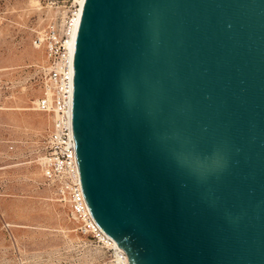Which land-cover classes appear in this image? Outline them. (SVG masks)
I'll list each match as a JSON object with an SVG mask.
<instances>
[{
    "label": "water",
    "instance_id": "1",
    "mask_svg": "<svg viewBox=\"0 0 264 264\" xmlns=\"http://www.w3.org/2000/svg\"><path fill=\"white\" fill-rule=\"evenodd\" d=\"M80 187L129 264H264V0H86Z\"/></svg>",
    "mask_w": 264,
    "mask_h": 264
},
{
    "label": "rangeland",
    "instance_id": "2",
    "mask_svg": "<svg viewBox=\"0 0 264 264\" xmlns=\"http://www.w3.org/2000/svg\"><path fill=\"white\" fill-rule=\"evenodd\" d=\"M62 1L0 0V264H100L37 162L52 115L34 110L46 57L32 41Z\"/></svg>",
    "mask_w": 264,
    "mask_h": 264
},
{
    "label": "built area",
    "instance_id": "3",
    "mask_svg": "<svg viewBox=\"0 0 264 264\" xmlns=\"http://www.w3.org/2000/svg\"><path fill=\"white\" fill-rule=\"evenodd\" d=\"M62 2L55 8L58 15L36 31L32 41L46 57L41 79L44 95L34 103V110L52 115V127L37 162L57 201L69 205L76 232L86 239L80 246L92 253L97 263L129 264L123 248L93 221L82 195L73 130V76L75 43L86 0ZM7 144L12 151L13 142Z\"/></svg>",
    "mask_w": 264,
    "mask_h": 264
},
{
    "label": "bare ground",
    "instance_id": "4",
    "mask_svg": "<svg viewBox=\"0 0 264 264\" xmlns=\"http://www.w3.org/2000/svg\"><path fill=\"white\" fill-rule=\"evenodd\" d=\"M29 4L31 5V3H29ZM29 4H28V5H29ZM36 6H37V5H36ZM36 6H35V7H36ZM84 6H85V5H84ZM30 7H32V6H30ZM35 7H34V8H35ZM34 8H33V9H34ZM35 9H37V8H35ZM52 17H53V16H52ZM48 21H49V19H48ZM40 50H41V49H40ZM34 53H35V52H34ZM30 54H31V52H30ZM37 54H38V53H37ZM39 54H40V53H39ZM39 54H38V55H39ZM34 57H35V56H34ZM38 60H39V59H38ZM37 64H38V63H37ZM38 65H40V64H38ZM41 66H42V65H41ZM41 68H42V67H41ZM39 96H40V95H39ZM22 97H23V96H22ZM37 98H38V97H37ZM10 100H11V99H10ZM29 101H30V100H29ZM18 104H19V103H18ZM32 105H33V104H32ZM15 110H16V109H15ZM20 110H21V109H20ZM22 110H23V109H22ZM28 110H29V109H28ZM16 112H17V110H16ZM32 112H33V111H32ZM34 112H35V111H34ZM24 113H25V111H24ZM30 113H31V111H30ZM39 113H40V112H39ZM39 113H38V114H39ZM14 115H15V113H14ZM16 115H17V114H16ZM24 115H25V114H24ZM3 116H4V115H3ZM17 117H18V116H17ZM35 117H36V116H35ZM43 117H44V116H43ZM33 120H35V119L33 118ZM37 120H38V119H37ZM39 121H40V120H39ZM31 122H33V121H31ZM35 122H36V121H35ZM47 124H48V123H47ZM21 125H22V124H21ZM46 126H47V125H46ZM45 129H46V128H45ZM40 132H41V131H40ZM40 132H39V133H40ZM43 132H44V131H43ZM45 132H46V131H45ZM40 176H41V175H40ZM47 197H49V196H47ZM52 201H53V200H52ZM56 201H57V200H56ZM43 202H45V200H43ZM50 203H51V202H50ZM59 204H60V203H59ZM60 205H61V204H60ZM61 206H62V205H61ZM45 207H46V206H45ZM44 209H45V208H44ZM74 230H75V229H74ZM74 233H75V232H74ZM74 233L72 232V234H74Z\"/></svg>",
    "mask_w": 264,
    "mask_h": 264
}]
</instances>
